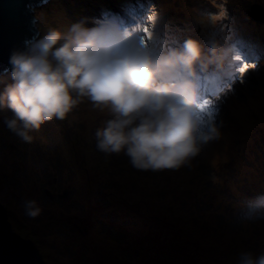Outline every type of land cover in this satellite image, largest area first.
I'll use <instances>...</instances> for the list:
<instances>
[{
  "label": "rangeland",
  "instance_id": "rangeland-1",
  "mask_svg": "<svg viewBox=\"0 0 264 264\" xmlns=\"http://www.w3.org/2000/svg\"><path fill=\"white\" fill-rule=\"evenodd\" d=\"M107 1L113 7L117 2L101 0L102 5L105 6ZM169 1L166 0L167 7L163 9L160 0H146L147 4L141 3L139 21L131 23L128 20L126 23H131L129 26L140 23L152 34L153 29H161L165 23L174 27L180 12L199 22L200 27L196 22L192 23V34L196 32L195 37L207 39L220 29L226 33L219 25L222 21L238 18L226 7L225 3L230 0H192L198 6L203 5V11L195 13ZM132 3L139 6L137 0ZM92 4L91 0H51L48 5L36 7L39 28L46 31L62 26V12L68 16V26L85 17L89 20L98 18V15H89ZM115 4L114 13L120 10L125 14L121 5ZM254 4L260 5L239 3L246 16ZM81 6H84L82 11ZM68 8L74 12L78 8L75 13L80 15L75 19L67 13ZM148 15H153L154 19L148 20ZM187 22L180 26L184 31L182 38L193 36L187 30ZM159 33L172 36L167 30ZM252 43L255 44L254 39ZM255 47L258 46L253 45L252 49ZM245 60L249 67L240 77L244 82L237 79L226 91L230 108H222L223 102L213 95L206 99L209 103L205 106L216 109L217 123L222 121L221 135L192 159L196 165H186L184 171L192 173L183 175L181 181L169 177L171 169L140 170L133 167L123 153L108 155L98 150L95 135L86 133L87 123L76 107L60 120L59 125L55 124L59 120L53 119L34 130V139L30 143L24 142L4 123V118L11 116V112L0 111V204L9 209L13 232L36 240L46 264H236L235 249L247 243H253L251 249L258 254L264 248V220L241 221L236 215L239 204L255 194L247 188L245 179L238 180L231 174L228 163L232 157L235 161L241 158L248 169L263 165L258 157L264 156V126L261 125L264 118V56L261 57L263 65L256 62L255 67L251 66L249 58ZM229 118L231 120L226 121ZM240 133H243L241 137L238 136ZM60 134L63 144L59 149L57 136ZM250 138L260 141L257 144L262 146H257L262 149V155L250 148ZM261 176L264 177V170ZM231 179L240 181L234 187L238 190L237 196L228 195L226 185ZM209 180L212 183L207 182ZM196 183L200 186V192H196L199 198L191 194L193 201L189 203L187 191ZM175 190L180 193L175 194ZM93 192L106 195L108 199L117 197L119 201L107 202L103 196L96 198ZM152 198H157V202ZM27 199L38 201L42 209L40 215L33 218L25 214L23 202ZM218 203H226L228 208L218 210ZM148 204L152 217L141 211L147 210ZM186 204L193 210L190 215ZM94 207L97 209L95 214ZM165 211L167 215L162 214ZM203 216L212 218L215 226H210ZM138 218L144 222V231L140 230ZM76 226L80 228L78 231L74 229ZM206 228L213 230L209 241L201 236ZM242 229L248 232L244 233ZM101 240H111L113 250L100 249L98 243Z\"/></svg>",
  "mask_w": 264,
  "mask_h": 264
},
{
  "label": "clouds",
  "instance_id": "clouds-1",
  "mask_svg": "<svg viewBox=\"0 0 264 264\" xmlns=\"http://www.w3.org/2000/svg\"><path fill=\"white\" fill-rule=\"evenodd\" d=\"M96 8L91 5L89 12L100 13ZM112 16L85 17L67 28H37L23 47L13 49L10 67L0 71V111L11 112L4 123L30 143L34 130L64 120L88 101L111 115L95 132L98 150L123 153L140 170L190 164L221 135L222 121L218 124L205 107L208 85L239 73L245 60L240 38L224 29L207 39L182 38L178 18L174 27L165 23L160 29L172 36L153 29L149 37L140 23L127 26L131 23ZM23 208L33 218L42 211L35 199L25 200ZM235 212L241 221L264 220V193L246 198ZM236 264H264V251L242 250Z\"/></svg>",
  "mask_w": 264,
  "mask_h": 264
},
{
  "label": "water",
  "instance_id": "water-1",
  "mask_svg": "<svg viewBox=\"0 0 264 264\" xmlns=\"http://www.w3.org/2000/svg\"><path fill=\"white\" fill-rule=\"evenodd\" d=\"M47 1L0 0V71L10 67L8 60L13 49L23 47L24 41L36 33L39 28L36 7ZM248 13L256 22H264L261 5L254 4ZM0 264H46L36 240L13 232L9 209L1 204Z\"/></svg>",
  "mask_w": 264,
  "mask_h": 264
},
{
  "label": "trees",
  "instance_id": "trees-1",
  "mask_svg": "<svg viewBox=\"0 0 264 264\" xmlns=\"http://www.w3.org/2000/svg\"><path fill=\"white\" fill-rule=\"evenodd\" d=\"M51 0H48L47 2H46V4L48 5L49 4V2H50ZM74 1V0H73ZM165 2H166V0H164ZM192 0H178L177 2H175V1H173V0H170L168 3H171V4H175V5H180V6H183V7H185V9H187L188 11H191V12H194L195 13V11H198V12H202L203 11V5L202 4H199L200 6H198V5H196L193 1L191 2ZM72 2V1H71ZM70 2V3H71ZM253 2H256V3H259V4H261V5H264V0H258V1H256V0H230V1H227L225 4H226V7L228 8V10L231 8L232 9V12L234 13V14H236L237 15V19H232V20H230V21H226V20H224V21H222V24L220 23L219 25L221 26H226V27H234V25H236V24H238V25H240V28H238L237 30H236V32L238 31V32H240V33H251L252 31H253V29H256V28H258V29H260L261 31H263L262 29H264V25H259V24H256L255 22H253V21H251L249 18H248V16H246L245 14H243V12L241 11V7H240V5H239V3H253ZM45 4V5H46ZM232 5L231 7H228L229 5ZM163 5V7H165V4H162ZM46 7H44V9H45ZM79 9L77 8V10L76 11H78ZM82 10H84V6H81L80 7V11H82ZM75 11V12H76ZM230 11V10H229ZM74 12V13H75ZM175 12V11H174ZM69 15H70V13L69 12H67ZM78 13V12H77ZM180 13V12H179ZM60 14H62V16H63V19H64V24L62 25V26H60V28H67L68 27V22H66V21H68V16L66 15V12H62V13H60ZM76 14V13H75ZM82 14H83V12H82ZM77 15H80V14H77ZM194 17H196V15H193ZM51 17V16H50ZM38 19V18H37ZM178 19H180L181 21H182V23H185V22H187L186 23V26H187V30L188 31H192V23H194V22H196L197 24H198V27H200V24H199V22L195 19V18H192V19H189V18H186L183 14L182 15H180L179 17H178ZM70 20H72V19H70ZM66 22V23H65ZM235 29V28H234ZM227 33V32H226ZM233 33H235L233 30H231L230 31V33H227V34H233ZM243 33V34H244ZM76 109H78V111L79 112H77L78 114H79V116L80 117H82L83 118V121H86V123H87V125H85L86 126V129H87V131H86V133H88V132H91L93 135H95V132H96V130H97V128H100V127H103V126H106V121L108 120V119H110L111 118V115L107 112V111H104V112H101V111H99V110H95V109H93L92 107H91V104H90V102H88V101H84V102H82V103H80L77 107H76ZM81 111V112H80ZM264 119V118H263ZM231 119H228V120H226V121H230ZM66 121V120H65ZM62 122V121H61ZM55 124H60V120L59 121H55ZM65 123H63V125H64ZM258 125H260L259 123H257ZM257 124H254L253 126H255V125H257ZM261 125L262 126H264V123H261ZM243 133H240V134H238V136L239 137H241V135H242ZM259 136V135H258ZM96 138V137H95ZM61 139H62V135L60 134L59 136H57V142H59V149H60V146H62V144L63 143H61L60 141H61ZM250 139H252L251 140V142H250V148H252L253 150L254 149H256L258 152H260L261 153V155L263 154V152H261L262 151V149H260L259 150V148H258V146L257 145H259L260 147L262 146L261 144H257L258 142H260V141H258L257 140V138L255 139H253V138H250ZM257 140V141H256ZM256 141V142H255ZM60 143H61V145H60ZM256 143V144H255ZM257 146V147H256ZM263 151H264V148H263ZM108 157V156H107ZM262 156H260V158H261ZM263 158V157H262ZM261 158V159H262ZM64 160V159H63ZM65 161V160H64ZM228 163H230L231 164V166H229V167H232V172H233V174L234 175H237V176H242L246 181H245V183L248 181V180H251V181H253V180H257L258 179V176L259 175H262V171L264 170V165H262V167H260V168H251V169H248V168H246L245 166L247 165L246 163H243L242 162V160H241V158L238 160V161H235V160H233V158L231 157L229 160H228ZM229 164V165H230ZM170 171H173V172H171V175L169 176L171 179H175L176 181H181L182 180V177H183V175H185V176H188L189 175V173L190 172H184V170L183 169H173V170H170ZM224 172V171H223ZM234 181L233 180H231V182H230V184L228 185V190H227V192H228V195H230V196H237L238 195V193H235V192H237L238 190H237V188L236 189H234ZM239 183V182H238ZM195 192V190L192 192V193H194ZM191 201H189V203H190ZM188 203V204H189ZM188 204H186L185 205V207L186 208H188L189 209V206H188ZM230 208H232L233 206L231 205V206H229ZM228 208V205L226 204V203H218V210H221V209H227ZM193 211V210H192ZM203 219H205L206 220V216H203ZM209 225L210 226H215V224H214V221H213V219L212 218H210L209 219ZM75 230H77V228H75ZM78 231V230H77ZM211 233H210V232ZM208 231V229H205V230H203V236L205 237V239H206V241H209V239L211 238V234L213 233V230L212 229H210ZM221 232L223 231V230H220ZM242 231L244 232V233H247L248 231H246V230H243L242 229ZM224 234V233H223ZM185 237V236H184ZM227 237V236H226ZM229 239V238H228ZM231 239V238H230ZM254 246V244L253 243H247V244H245V245H243V246H240V247H238V248H236L235 249V251H236V255H238L239 254V252L240 251H242V250H250V251H252V252H254L255 253V251H254V249H251V247H253Z\"/></svg>",
  "mask_w": 264,
  "mask_h": 264
},
{
  "label": "bare ground",
  "instance_id": "bare-ground-1",
  "mask_svg": "<svg viewBox=\"0 0 264 264\" xmlns=\"http://www.w3.org/2000/svg\"><path fill=\"white\" fill-rule=\"evenodd\" d=\"M121 2H122V5H121V7L123 8V10L125 11V14H123L120 10H117V14H116V17L123 23H125L126 22V19L125 18H123V20H121V18H122V16H125L126 15V17H129V21L131 22V23H134V22H138L139 20H137L138 19V13H140V6L139 7H131L130 6V2H129V0H121ZM138 2H139V4L140 5H142L141 3H146V0H138ZM107 6H110V1H107V4H106ZM44 6V5H43ZM137 10H139V11H137ZM125 19V20H124ZM156 31H160V29H157ZM193 36H195V34H192ZM257 141V140H256ZM255 141V142H256ZM256 144V143H255ZM62 160V159H61ZM262 160V162H263V165H264V160L263 159H261ZM258 168H260V167H258ZM78 174H79V172H77ZM147 179H149V177L148 176H146V175H144ZM78 178V177H77ZM81 178V177H80ZM243 177L242 176H238V180H241ZM78 181H79V179H77ZM77 180H75V183H76V181ZM83 180V181H82ZM81 181L83 182L82 184H84L85 183V180L82 178L81 179ZM80 181V182H81ZM239 181H237V182H234L233 184H234V186L238 183ZM85 196V195H84ZM155 199V198H154ZM109 201H115V199H112V198H110L109 199ZM95 211H96V209H95ZM120 211V210H119ZM142 212L144 213V210H142ZM175 212L177 213V210H175ZM116 214L119 216V212L117 213L116 212ZM162 214L163 215H167V211H165V212H162ZM121 218V217H120ZM145 224H147V223H145ZM140 230L141 231H144L145 230V227H143V221H142V223H141V225H140ZM203 231L201 232V236L202 237H204L203 236ZM98 247L100 248V249H103V250H107L108 252H111L112 250H113V242L111 241V240H109V241H106V240H101V241H99V243H98ZM117 255H121L120 253H118Z\"/></svg>",
  "mask_w": 264,
  "mask_h": 264
},
{
  "label": "snow or ice",
  "instance_id": "snow-or-ice-1",
  "mask_svg": "<svg viewBox=\"0 0 264 264\" xmlns=\"http://www.w3.org/2000/svg\"><path fill=\"white\" fill-rule=\"evenodd\" d=\"M221 15H224V13H221ZM147 19L153 20L154 16L148 15ZM144 32L147 33L149 36H151V32H149V29L147 27L144 28ZM256 62H258V61L253 60L251 66L255 67ZM248 67H249V64L247 63V60H244L242 67L240 68L239 75L231 74L228 77L222 79L221 82L216 85L217 94L223 93V92L229 90L231 88L232 84L234 82H236L237 79L239 80L240 83H243L244 80L240 77H242V75L247 71ZM208 103H209V101H205V105ZM206 109H207V112L209 115H212L214 113V111H216V109H211L209 107H206Z\"/></svg>",
  "mask_w": 264,
  "mask_h": 264
}]
</instances>
